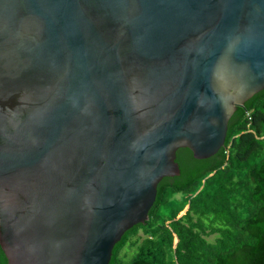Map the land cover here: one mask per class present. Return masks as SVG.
<instances>
[{
  "label": "water",
  "instance_id": "water-1",
  "mask_svg": "<svg viewBox=\"0 0 264 264\" xmlns=\"http://www.w3.org/2000/svg\"><path fill=\"white\" fill-rule=\"evenodd\" d=\"M263 89L264 0H0L7 264H109Z\"/></svg>",
  "mask_w": 264,
  "mask_h": 264
},
{
  "label": "trees",
  "instance_id": "trees-1",
  "mask_svg": "<svg viewBox=\"0 0 264 264\" xmlns=\"http://www.w3.org/2000/svg\"><path fill=\"white\" fill-rule=\"evenodd\" d=\"M175 161L180 174L158 183L148 220L109 264H264V89L237 107L216 154L180 148Z\"/></svg>",
  "mask_w": 264,
  "mask_h": 264
},
{
  "label": "rangeland",
  "instance_id": "rangeland-1",
  "mask_svg": "<svg viewBox=\"0 0 264 264\" xmlns=\"http://www.w3.org/2000/svg\"><path fill=\"white\" fill-rule=\"evenodd\" d=\"M183 213V212H182ZM181 214V213H180Z\"/></svg>",
  "mask_w": 264,
  "mask_h": 264
}]
</instances>
